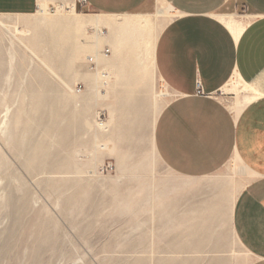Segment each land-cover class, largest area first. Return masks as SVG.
<instances>
[{
  "label": "rangeland",
  "instance_id": "rangeland-1",
  "mask_svg": "<svg viewBox=\"0 0 264 264\" xmlns=\"http://www.w3.org/2000/svg\"><path fill=\"white\" fill-rule=\"evenodd\" d=\"M75 2L39 0L34 12L0 13V264H248L252 255L230 216L253 175L235 155L208 177L228 184L229 194L238 187L216 222L222 244L174 251L179 218L191 214L180 201L173 205L174 196L191 192L190 179L167 167L155 145L158 115L174 94L157 77L152 92L109 86L100 93L101 69L157 76L153 56L141 39L136 53L126 43L100 68L89 63L87 41L100 36L102 52L116 30L90 21L97 12L78 6L74 13ZM43 9L51 18L80 19V27L39 24ZM172 16L156 15L155 32ZM126 46L134 53L112 67ZM137 60L142 69H131ZM242 83L231 80L219 92L232 108L245 103Z\"/></svg>",
  "mask_w": 264,
  "mask_h": 264
},
{
  "label": "crops",
  "instance_id": "crops-1",
  "mask_svg": "<svg viewBox=\"0 0 264 264\" xmlns=\"http://www.w3.org/2000/svg\"><path fill=\"white\" fill-rule=\"evenodd\" d=\"M75 1L76 9L81 6L98 14H151L161 1L173 5V16L158 32L153 59L157 76L153 69L146 74L119 69L126 52L140 49L135 44L130 52L127 44L111 65L119 69L112 70L111 91L152 92L157 77L174 94L155 125L158 155L174 173L190 179L185 189L191 192L182 190L179 200L177 189L174 196L173 205L180 201L192 214L179 218L183 223L174 235V251L181 252L184 246L194 251L205 246L215 249L222 244L216 222L222 209L231 206L238 187L229 194L228 184H216L208 177L235 155L253 178L237 193L231 225L252 255L248 264H264V0ZM38 8L39 0H0V13H31ZM223 16H235L242 28L235 33ZM117 39L113 33L111 52ZM234 76L253 89V98L238 109L219 95ZM196 213L203 216H193ZM198 219L203 222H195Z\"/></svg>",
  "mask_w": 264,
  "mask_h": 264
},
{
  "label": "bare ground",
  "instance_id": "bare-ground-1",
  "mask_svg": "<svg viewBox=\"0 0 264 264\" xmlns=\"http://www.w3.org/2000/svg\"><path fill=\"white\" fill-rule=\"evenodd\" d=\"M175 11V8L171 3H166L162 7H159L155 13L151 14H95L94 18L90 19V21L95 22L96 24H108L111 28L116 30V35L118 37L117 41H115L116 49L122 47L123 44L126 43H137L139 40L142 39L144 48L153 56L155 57V48H156V41L158 38V33L155 32L156 27V15L158 14H170ZM43 17L36 19L35 21L39 24H49V25H57L63 26L67 25L72 27L73 29L80 27V19L77 21L73 20L72 18L67 17H56L51 18L48 17L46 14V10L43 9ZM73 12L76 13V7L74 5ZM223 19L227 22V24L232 28V30L236 33L242 28L241 21L236 18L235 16H223ZM35 24V23H33ZM240 33V32H239ZM131 41V42H130ZM102 41L100 36H95L94 38L87 41L86 45L83 46L85 52L90 51L91 54H86L88 62L93 64H97V67L100 68L103 64V60L106 59L109 54L105 53L104 50L100 51L102 47ZM85 44V43H84ZM81 47V46H80ZM81 51L78 50L77 57L79 58ZM91 57L95 60V63L91 61ZM142 62L137 60L135 63L131 65V69H140L142 66ZM96 67V66H95ZM142 69V68H141ZM104 71H106V77L104 76ZM99 72V71H98ZM100 93L102 92L103 88H107L110 86L111 80V73L108 69L104 68L101 69L100 73ZM241 77V76H240ZM241 81L237 76H234L232 80ZM242 79V78H241ZM244 85L243 94L245 96V102L251 100L253 98L252 86L247 82L242 83ZM108 90V89H107ZM107 122L97 121V125L104 126ZM243 167L241 171H244Z\"/></svg>",
  "mask_w": 264,
  "mask_h": 264
},
{
  "label": "built area",
  "instance_id": "built-area-1",
  "mask_svg": "<svg viewBox=\"0 0 264 264\" xmlns=\"http://www.w3.org/2000/svg\"><path fill=\"white\" fill-rule=\"evenodd\" d=\"M87 1L88 0H80V2H82V3H87ZM105 53H107L108 54V52H110V48L109 47H107V48H105ZM95 59L93 58V57H91V61L93 62V63H95V61H94ZM106 71H104V76L106 77ZM199 91L201 92L202 91V89H201V87L199 86ZM105 114L103 113V112H101V111H99L98 112V115H97V117H98V119H99V121H101V122H103V120L105 119Z\"/></svg>",
  "mask_w": 264,
  "mask_h": 264
}]
</instances>
